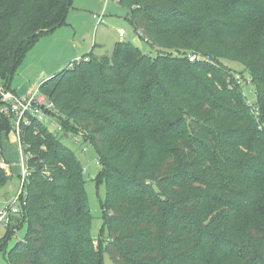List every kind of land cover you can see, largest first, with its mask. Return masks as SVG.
I'll return each instance as SVG.
<instances>
[{
	"label": "trees",
	"instance_id": "1",
	"mask_svg": "<svg viewBox=\"0 0 264 264\" xmlns=\"http://www.w3.org/2000/svg\"><path fill=\"white\" fill-rule=\"evenodd\" d=\"M119 2L157 53L130 39L117 41L111 57L94 46L40 84L60 124L81 125L98 151L108 252L115 264H264V130L250 117L254 108L264 114V0ZM72 4L0 0V83L11 88L27 51L66 23ZM251 37L255 49H243L257 100L208 48ZM2 106L0 136L17 133ZM29 118L20 132L30 153L27 203L8 234L24 223L28 232L9 264H103L81 159L65 136ZM44 159L51 176L37 164ZM3 162L0 150V188L9 177Z\"/></svg>",
	"mask_w": 264,
	"mask_h": 264
},
{
	"label": "rangeland",
	"instance_id": "2",
	"mask_svg": "<svg viewBox=\"0 0 264 264\" xmlns=\"http://www.w3.org/2000/svg\"><path fill=\"white\" fill-rule=\"evenodd\" d=\"M130 10L129 6L121 4L119 0H73L66 23L40 36L27 51L13 74L11 87L20 97H23L30 89L38 87L49 76L60 72L70 63L86 56L94 46L95 54L111 57L117 41L134 40L135 32L131 22ZM100 16H102L103 21H99ZM120 28L126 30L127 35L125 37H120ZM245 41L244 45L229 46L227 40L217 38L208 48L212 49L214 59H219L230 67L236 77L243 81L244 88L249 94V100H257L259 98L258 89L252 80L250 68L252 58L249 57L250 60H247L245 58L246 51L243 49H255L257 41L256 37L248 38ZM140 47L143 52L151 55L157 53L143 39ZM197 54L201 56L203 51H199ZM234 85L230 82V88H233ZM251 110L250 117L256 121L261 131L264 130V114L257 111L256 108ZM55 119L60 123L57 116ZM46 123L52 130L58 128L51 121ZM60 125L62 129L59 134L65 136L64 142L77 153L85 168L86 189L91 212L89 229L95 239V246L102 252L103 264H115L108 252L109 231L104 225L103 206L107 197V182L101 173L102 166L98 160V151L91 141L85 140L87 130L81 125L76 126L75 124L72 126L73 128L65 127L62 123ZM72 135H77L81 141L77 142ZM9 140L11 145L18 147V135L15 129L9 133ZM40 149L44 148L41 147ZM18 158L20 162V152ZM37 162V164L42 165L41 171L45 176L52 175V165L49 164L48 160L44 159ZM133 162L134 160H130L119 164L131 166ZM7 175H9L8 179L0 188V206L3 207L12 203L22 184L19 174L12 175L11 171L7 169ZM27 232V223L18 227L13 234H8V227L3 224L0 225V243L5 242V246L0 248V264H9L8 252L18 240L26 238Z\"/></svg>",
	"mask_w": 264,
	"mask_h": 264
},
{
	"label": "built area",
	"instance_id": "3",
	"mask_svg": "<svg viewBox=\"0 0 264 264\" xmlns=\"http://www.w3.org/2000/svg\"><path fill=\"white\" fill-rule=\"evenodd\" d=\"M99 21H103L102 16L99 17ZM120 37H125L127 32L124 28L119 29ZM138 36V35H137ZM140 39V37L138 36ZM143 40L147 41V37H144ZM197 54L193 53L189 56L191 61L197 58ZM0 101H3L2 111L13 115L18 135V149L20 152V165H21V188L8 206H0V225L3 224L8 227L15 215L21 214L24 206L27 203V190L26 184L28 177L31 173V168L29 165L30 153L26 152L27 145L21 136V125L29 124L30 118L29 115H35L41 120L48 122L51 121L58 128L55 131H60L62 126L55 119L53 111L55 110L54 103L49 100L44 93L40 90V85L36 88H32L28 93L20 97L12 88H10L6 82L0 83ZM74 140L80 142L81 139L77 135H72Z\"/></svg>",
	"mask_w": 264,
	"mask_h": 264
},
{
	"label": "crops",
	"instance_id": "4",
	"mask_svg": "<svg viewBox=\"0 0 264 264\" xmlns=\"http://www.w3.org/2000/svg\"><path fill=\"white\" fill-rule=\"evenodd\" d=\"M136 38H138V36H137V33L135 32L134 41ZM0 143H1L0 150L2 152L3 159H4L3 167L6 170L8 169L9 171H11L12 175H15V174L20 175L21 165H20L19 158H18V154H19L18 147H16V145H11L10 140H9V134L6 132L2 133V135L0 136Z\"/></svg>",
	"mask_w": 264,
	"mask_h": 264
},
{
	"label": "water",
	"instance_id": "5",
	"mask_svg": "<svg viewBox=\"0 0 264 264\" xmlns=\"http://www.w3.org/2000/svg\"><path fill=\"white\" fill-rule=\"evenodd\" d=\"M135 43L138 44V45H141V41H140V39H139V38H136V39H135Z\"/></svg>",
	"mask_w": 264,
	"mask_h": 264
}]
</instances>
